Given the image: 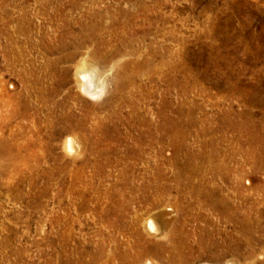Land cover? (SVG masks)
<instances>
[{
    "label": "rangeland",
    "instance_id": "rangeland-1",
    "mask_svg": "<svg viewBox=\"0 0 264 264\" xmlns=\"http://www.w3.org/2000/svg\"><path fill=\"white\" fill-rule=\"evenodd\" d=\"M0 264H264V0H0Z\"/></svg>",
    "mask_w": 264,
    "mask_h": 264
},
{
    "label": "bare ground",
    "instance_id": "bare-ground-1",
    "mask_svg": "<svg viewBox=\"0 0 264 264\" xmlns=\"http://www.w3.org/2000/svg\"><path fill=\"white\" fill-rule=\"evenodd\" d=\"M95 55V54H94ZM95 57V56H94ZM97 58V57H96ZM89 72L88 70H80L77 72V79L79 80V84H80V88L83 90L84 93H86L88 96H93L95 95V93L99 90V86L98 87H95L93 85V82H92V79H91V76H89ZM72 140L70 139H67L64 143V148L66 151L68 152H71L72 149H73V144H72ZM214 204V203H213ZM211 207L213 208V205H211ZM215 208V206H214ZM226 216V215H225ZM227 217V216H226ZM228 218V217H227ZM150 220V219H149ZM153 222V221H152ZM151 221H149L145 226H146V229H147V232H152L155 230L154 228V225L152 224ZM156 227V226H155ZM161 231V230H160ZM146 232V230H145ZM146 232V233H147ZM156 232V230L154 231ZM159 232V231H158ZM157 232V233H158ZM161 232H159L160 234ZM151 233H149L148 235H150ZM163 234V233H162ZM157 235V234H156ZM161 251V250H160ZM109 260V259H108Z\"/></svg>",
    "mask_w": 264,
    "mask_h": 264
}]
</instances>
